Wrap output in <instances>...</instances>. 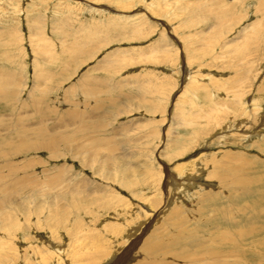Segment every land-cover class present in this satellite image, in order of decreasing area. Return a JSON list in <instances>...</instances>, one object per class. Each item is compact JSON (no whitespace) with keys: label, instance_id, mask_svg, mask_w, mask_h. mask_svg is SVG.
<instances>
[{"label":"rangeland","instance_id":"1","mask_svg":"<svg viewBox=\"0 0 264 264\" xmlns=\"http://www.w3.org/2000/svg\"><path fill=\"white\" fill-rule=\"evenodd\" d=\"M0 94V264H264V0H0Z\"/></svg>","mask_w":264,"mask_h":264},{"label":"bare ground","instance_id":"2","mask_svg":"<svg viewBox=\"0 0 264 264\" xmlns=\"http://www.w3.org/2000/svg\"><path fill=\"white\" fill-rule=\"evenodd\" d=\"M253 39L252 40H249L247 43L249 44V49H251V48H253L252 47V45H253ZM247 48V47H246ZM246 48H245V51H246ZM248 49V50H249ZM242 50V49H241ZM241 52V51H240ZM263 88V87H262ZM206 91V95L208 96L209 94H208V91L207 90H205ZM203 92V90L201 91V93ZM2 93V92H1ZM204 93V92H203ZM202 93V94H203ZM205 94H203V95H205ZM3 97V95H1L0 94V99ZM7 97V96H6ZM241 97H242V95H241ZM254 98V97H253ZM9 99V98H8ZM4 101V100H3ZM5 101H6V99H5ZM256 102V101H255ZM16 110V109H15ZM238 113V111H236V114ZM240 113V112H239ZM41 114V113H40ZM39 114V115H40ZM251 114V113H250ZM42 116V115H41ZM43 116H45V114L43 115ZM38 118H39V116H38ZM236 120V119H235ZM239 129V128H238ZM27 131V130H26ZM250 133V132H249ZM36 134V133H35ZM38 134V133H37ZM39 135H40V133H39ZM27 136V135H26ZM36 136V135H35ZM43 136V135H42ZM37 137H38V135H37ZM247 137H250L249 135L247 136ZM57 138V137H56ZM55 139V138H54ZM33 144H31V146H32ZM30 146V145H29ZM28 146V147H29ZM37 146V145H36ZM39 147V146H38ZM35 148V147H34ZM41 149H42V147H40ZM37 149V148H36ZM39 149V148H38ZM38 151V150H37ZM40 151V150H39ZM29 152V151H28ZM31 152H32V150H31ZM20 154V153H19ZM227 154L229 155V157L231 156V158L232 157H234L233 155H231V153H229V152H227ZM226 156V155H225ZM215 158V157H214ZM215 160V159H214ZM249 161H251V160H249ZM214 162H216V161H214ZM246 165H251L250 163H248L247 161H246ZM253 164V163H252ZM215 170H217V168H216V166H215ZM213 173V172H212ZM254 178H264V174L263 175H256V176H254ZM169 179V178H168ZM243 181H241V185H233L234 186V188L235 189H240L242 192H244V193H247L248 192V190H246V189H244V186H243ZM172 186V185H171ZM231 188H232V185H231ZM243 193V194H244ZM258 195H260V194H258ZM248 196V195H247ZM211 197V196H210ZM244 198L246 199V196H244ZM212 199V198H211ZM260 199V198H259ZM214 200V199H213ZM242 200H243V198H242ZM1 204V203H0ZM5 203H3L2 205H4ZM6 206V205H5ZM0 208H3L1 205H0ZM243 209H245V211H247L248 209L246 208V207H244ZM247 209V210H246ZM67 210V209H66ZM242 210V209H241ZM40 211H42V209L40 210ZM58 211L59 210H57V213H58ZM55 212V211H54ZM174 213V212H173ZM57 219H58V215L56 216V218H55V220L57 221ZM264 212H263V214H262V221H263V223H264ZM26 220H27V218H26ZM18 220H16V222H17ZM61 221V220H60ZM253 221V220H252ZM19 222V221H18ZM58 222V221H57ZM8 224V223H7ZM10 225V224H9ZM61 225V224H60ZM6 227V226H5ZM4 227V228H5ZM7 227H8V225H7ZM15 226H13V228H14ZM249 231H245L244 232V234L246 233V234H250V233H252V232H255V231H259V228L258 227H261L263 230H264V224H260V225H249ZM253 227H256L255 229L256 230H253ZM18 228V227H17ZM22 228V227H21ZM59 228V227H58ZM15 229V228H14ZM23 230V229H22ZM137 231V230H136ZM227 233H225V235H226ZM224 235V234H223ZM159 237V236H158ZM92 238V237H91ZM160 238V237H159ZM94 239V238H93ZM226 238H223V241H222V243L224 242V240H225ZM188 243V242H187ZM214 244V243H213ZM1 245V244H0ZM99 245V244H98ZM92 246V245H91ZM145 246H146V244H145ZM149 246V245H148ZM5 247V246H4ZM217 247V246H216ZM104 249V248H103ZM144 249H145V247H144ZM150 249V248H149ZM88 250V249H87ZM219 250V249H218ZM18 251V250H17ZM107 251V250H106ZM150 251V250H149ZM37 252H39V251H37ZM211 252V251H210ZM215 252V251H214ZM47 253H48V259H51V257L52 256H55V251H49V250H47ZM207 253V252H206ZM219 253V252H218ZM221 253V252H220ZM247 253V252H246ZM37 254H39V253H37ZM123 254V253H122ZM213 254V253H212ZM214 254H216V253H214ZM256 255L257 256H262V255H260L259 253H256ZM37 255H35V257H36ZM87 256V255H86ZM184 256V255H183ZM88 257V256H87ZM186 257H188V256H186ZM3 258V257H2ZM217 258V257H216ZM60 260V259H59ZM190 260V259H189ZM243 260H244V258H243ZM46 261V260H45ZM48 261V260H47ZM95 261V260H94ZM192 261V260H191ZM221 261V260H220ZM220 261H219V263H220ZM246 261V260H245ZM49 262V261H48ZM31 263V262H30ZM29 263V264H30ZM61 263V262H60ZM216 263H217V261H216ZM245 263V262H244ZM50 264V263H49ZM215 264V263H214ZM248 264V263H247Z\"/></svg>","mask_w":264,"mask_h":264}]
</instances>
